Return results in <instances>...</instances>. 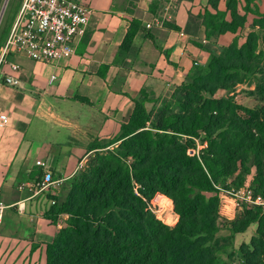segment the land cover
I'll return each instance as SVG.
<instances>
[{
	"label": "trees",
	"instance_id": "obj_1",
	"mask_svg": "<svg viewBox=\"0 0 264 264\" xmlns=\"http://www.w3.org/2000/svg\"><path fill=\"white\" fill-rule=\"evenodd\" d=\"M217 2L210 0L214 12L201 18L208 39L236 34L248 13L257 15L241 44L235 35L218 51L207 49V62L193 65L157 110L146 107L158 100L141 88L113 138L99 139L90 123L70 131V142L88 157L66 179L65 198L53 196L43 212L53 224L61 214L68 216L45 246V264H222L219 253L251 224L255 233L238 248L240 264H264V207L243 204L234 219H224L217 188L241 187L254 167L251 187L264 197V12L252 8L254 0H225L224 9ZM18 8L0 34V47ZM159 8L153 0L150 11ZM143 27L138 18L130 19L116 60L129 55ZM242 83L253 84L247 91L252 106L235 100ZM219 91L227 95L218 97ZM75 99L91 110L92 119L104 117L88 99ZM76 134L85 140L74 141ZM158 193L172 200L178 215L173 226L153 214L151 199ZM223 228L229 235L220 238Z\"/></svg>",
	"mask_w": 264,
	"mask_h": 264
},
{
	"label": "crops",
	"instance_id": "obj_2",
	"mask_svg": "<svg viewBox=\"0 0 264 264\" xmlns=\"http://www.w3.org/2000/svg\"><path fill=\"white\" fill-rule=\"evenodd\" d=\"M151 2L86 0L92 15L71 58L38 62L19 55L15 62L20 65V85L0 82V113L8 118L0 127V198L10 205L0 220V264H45V246L65 221L53 224L43 215L54 202L52 187L35 193L26 186L39 175L41 181L45 172L64 182L79 163L86 162L87 151L70 142L72 129L90 123L99 129V139L113 138L128 121L132 99L141 88L146 87L153 100L168 97L166 92L180 85L193 65L207 62V49L226 46L235 35L241 44L251 31L249 15H253L252 20L257 18L248 13L245 26L236 34L226 32L208 39L201 18L206 11L214 12L210 0H159L155 13L150 11ZM255 3L257 0L252 8ZM217 6L224 9L225 0H218ZM162 15V24H156V16ZM132 18L144 25L134 37V55L116 60ZM165 22L177 29L165 26ZM53 74L56 78L49 83ZM226 95L217 93L218 97ZM76 97L88 99L104 117L92 119L91 110ZM156 105L146 103L148 109ZM243 105L252 106L254 101ZM29 131L31 139L27 138ZM73 140L85 138L76 134ZM37 160L44 165H37Z\"/></svg>",
	"mask_w": 264,
	"mask_h": 264
},
{
	"label": "built area",
	"instance_id": "obj_3",
	"mask_svg": "<svg viewBox=\"0 0 264 264\" xmlns=\"http://www.w3.org/2000/svg\"><path fill=\"white\" fill-rule=\"evenodd\" d=\"M172 2L173 0H167ZM91 7L86 0H21L16 17L9 29L6 39L0 47V66H6L7 71L2 72L4 83L8 86H19L20 77L17 73L20 65L17 62H8L9 55H24L38 62H59L64 61L74 54L75 45L85 35L90 17ZM162 18L156 16L155 23L162 24ZM147 27L150 24H146ZM56 76L49 77L51 83ZM8 118L5 113H0V127L7 124ZM37 165L43 166L40 160ZM79 163L77 169L81 167ZM62 178H53L50 172H45L41 181H35L25 186L33 192L38 193L45 188H55L62 183ZM220 197V213L227 220H232L241 210L243 204H254L264 207V197L255 193L251 187V180H247L239 188L223 189L217 186ZM162 194H155L151 199L152 211H159L163 208L160 199ZM166 197V196H165ZM167 198V197H166ZM156 202V203H155ZM158 204L159 209L154 206ZM10 205L0 198V220L4 210ZM164 210V209H163ZM177 216V214L174 212ZM167 225L171 223L164 221ZM66 216L58 220L65 221Z\"/></svg>",
	"mask_w": 264,
	"mask_h": 264
},
{
	"label": "rangeland",
	"instance_id": "obj_4",
	"mask_svg": "<svg viewBox=\"0 0 264 264\" xmlns=\"http://www.w3.org/2000/svg\"><path fill=\"white\" fill-rule=\"evenodd\" d=\"M20 2H21V0H0V34L8 26L9 22L11 21V19L13 18L14 14H15L17 8L19 7ZM255 4H256L257 7L259 6L262 10H264V0H257V3H255ZM252 18H253V15H249V23L252 22ZM219 47H221V46L214 47V50L218 51ZM131 54L134 55V51L131 50L129 55H131ZM18 56L19 55H16V56L9 55L6 58V60L8 62H12V61L14 62V61H16V58ZM4 71H7V67L6 66L4 67L3 65L0 66V82L4 81L3 75H2V72H4ZM250 86H253V84L249 85L248 83H242V84H239L236 87V90H235L234 94H236L235 100L237 102H239L240 104H251L253 102L248 97V92H247L248 90H250ZM171 92L172 91L168 90L166 92L167 96H170ZM161 99H163V98H160L157 101V105L155 107L156 110L159 108V105H160V103L162 101ZM27 138L31 139V132L30 131L28 132V137ZM190 152L192 153V151H190ZM254 175H255V169H254V167H252L251 171H250V174L247 175V177H246V181L247 180H249V181L252 180V177ZM16 185H18V184L16 183ZM52 189H53V192H51V193H53V195L58 198V201L63 200L65 198V196H66V193H67L66 180L64 182L62 181V183L60 185H58L57 187L52 188ZM160 203L163 205V208L160 209L159 211H153V214L155 215V217L156 216L161 217L164 221L171 223L170 226H173L176 223V221L178 220V215L176 216L174 214L172 200L169 199V198H166L164 196L163 198L160 199ZM154 208L155 209H159V205L156 204L154 206ZM62 216H66V218L68 217L66 214H61L59 216V218L61 219ZM222 217L224 218V216H222ZM224 219H226V218H224ZM16 228H17V226L14 227V229H16ZM255 229H256V225L255 224H251L246 229V231H244L242 233L234 234L233 235V244L231 246H228L226 248V250H224L223 252L219 253L220 262L222 264H240L241 258H240V254H239L238 248H239L241 243H248L249 242L251 236L255 233ZM228 235H229V231L227 229H225V228L220 229L218 231V233H217V236L220 237V238L227 237ZM229 254L232 255V259H230L228 257Z\"/></svg>",
	"mask_w": 264,
	"mask_h": 264
},
{
	"label": "bare ground",
	"instance_id": "obj_5",
	"mask_svg": "<svg viewBox=\"0 0 264 264\" xmlns=\"http://www.w3.org/2000/svg\"><path fill=\"white\" fill-rule=\"evenodd\" d=\"M168 200V199H167ZM166 211V210H165Z\"/></svg>",
	"mask_w": 264,
	"mask_h": 264
}]
</instances>
